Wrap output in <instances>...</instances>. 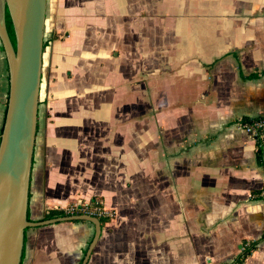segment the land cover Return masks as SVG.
I'll use <instances>...</instances> for the list:
<instances>
[{
    "label": "crops",
    "instance_id": "1",
    "mask_svg": "<svg viewBox=\"0 0 264 264\" xmlns=\"http://www.w3.org/2000/svg\"><path fill=\"white\" fill-rule=\"evenodd\" d=\"M238 63L264 71V0H46L28 219L97 196L114 216L87 264L231 261L264 231L237 123L264 112V74ZM8 86L0 42V132ZM94 232L29 227L21 264H79Z\"/></svg>",
    "mask_w": 264,
    "mask_h": 264
},
{
    "label": "water",
    "instance_id": "2",
    "mask_svg": "<svg viewBox=\"0 0 264 264\" xmlns=\"http://www.w3.org/2000/svg\"><path fill=\"white\" fill-rule=\"evenodd\" d=\"M46 0H0V42L8 67V94L0 132V264H21L25 230L63 221H89L94 235L80 264H87L101 222L86 215L28 219L29 184L41 82ZM9 14L15 43L6 24Z\"/></svg>",
    "mask_w": 264,
    "mask_h": 264
},
{
    "label": "trees",
    "instance_id": "3",
    "mask_svg": "<svg viewBox=\"0 0 264 264\" xmlns=\"http://www.w3.org/2000/svg\"><path fill=\"white\" fill-rule=\"evenodd\" d=\"M5 16H6V24H7V28L9 31V35L11 33L12 36L10 35V37H11V40L14 44L15 43L14 32H13L11 20H10V17H9L7 10H6ZM9 25H10V27H9ZM237 68L239 71V75L242 79H255V78L259 77V75L264 74V71H260V72H252V73H249L247 75H244L241 72V67H240L239 63L237 65ZM249 120H250L249 116H243L237 121V123H245ZM253 139L255 141L256 162L259 166L263 167V169H264V136L262 133L259 132L258 134H256L254 136ZM260 192H261V190L257 191L256 194H260ZM262 197L264 199V196H262ZM61 216H66V214L64 213V211L62 209H49L44 213L42 220L55 218V217H61ZM99 220L102 224L106 221L102 218H99ZM263 240H264V231L261 234V236L257 239L243 240L240 244L239 253L231 261L220 263V264H244L246 258L256 249L257 245ZM22 258H23V251H22ZM22 258H21V260H22Z\"/></svg>",
    "mask_w": 264,
    "mask_h": 264
},
{
    "label": "built area",
    "instance_id": "4",
    "mask_svg": "<svg viewBox=\"0 0 264 264\" xmlns=\"http://www.w3.org/2000/svg\"><path fill=\"white\" fill-rule=\"evenodd\" d=\"M247 134L252 138L256 134L264 133V112L250 117V120L245 123H238ZM56 209H62L66 215L86 214L97 219L102 218L109 220L114 216V212L107 210L104 207L103 201L100 197H93L89 199H78L68 203L66 206Z\"/></svg>",
    "mask_w": 264,
    "mask_h": 264
},
{
    "label": "rangeland",
    "instance_id": "5",
    "mask_svg": "<svg viewBox=\"0 0 264 264\" xmlns=\"http://www.w3.org/2000/svg\"><path fill=\"white\" fill-rule=\"evenodd\" d=\"M9 27H10V25H9ZM10 35H11V33H10ZM11 36H12V35H11ZM160 55H161V54H160ZM163 58H164V56L161 57V62H162L161 64H162V65L164 66V68H165L166 65H165V62H164V59H163ZM114 107H116V108H121V109H118V110H116V111H121V110H123L122 106H115V105H114ZM125 107L128 109V106H127V105H126ZM119 113H120V112H119Z\"/></svg>",
    "mask_w": 264,
    "mask_h": 264
}]
</instances>
